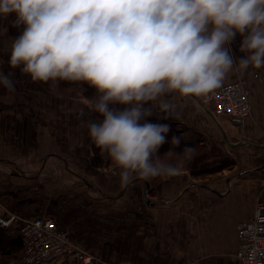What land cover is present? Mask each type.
I'll use <instances>...</instances> for the list:
<instances>
[{
	"label": "crops",
	"instance_id": "1",
	"mask_svg": "<svg viewBox=\"0 0 264 264\" xmlns=\"http://www.w3.org/2000/svg\"><path fill=\"white\" fill-rule=\"evenodd\" d=\"M5 20L0 18L1 69L17 70L14 76L35 86L23 91L15 86L12 122L5 120L10 108L1 106L0 176H15L13 209L4 203L9 189L2 191L0 186V201L2 197L7 211L18 217L53 218L96 256L91 264H239L234 255L236 226L252 216L257 197L264 201L262 67L240 72L234 66L224 80H248L251 117L242 128L202 104L200 97L170 94L145 104L153 105V114L145 121L204 135L200 142L212 162L195 154L194 166L211 169L222 160L227 167L205 173L200 181L194 176L201 174L184 168L180 175L147 181V190L139 179L122 188L121 169L107 161L89 136L88 122L97 121L86 109L88 99L63 94L53 81L31 82L19 68H10L12 41ZM236 45L237 41L231 43L230 54L239 60L246 54ZM256 71L260 75L254 77ZM21 93L32 101L24 102V110L16 97ZM1 94V101L10 99ZM161 104H168L170 111L162 112ZM109 107L122 110L125 105ZM22 176L29 177V185L22 184ZM49 264L79 263L58 259Z\"/></svg>",
	"mask_w": 264,
	"mask_h": 264
},
{
	"label": "clouds",
	"instance_id": "2",
	"mask_svg": "<svg viewBox=\"0 0 264 264\" xmlns=\"http://www.w3.org/2000/svg\"><path fill=\"white\" fill-rule=\"evenodd\" d=\"M10 14L14 27L23 26L11 45V69L31 82L96 89L90 106L102 120L88 122L89 136L121 169L122 188L182 174L160 161L170 125L145 121L153 114L146 103L170 94L206 97L234 66L264 67V0H0V18ZM238 33L246 55L236 60L229 46ZM0 85L15 90L11 73L0 69ZM117 104L125 107H109ZM170 143L178 147L181 137ZM183 153L191 158L193 149Z\"/></svg>",
	"mask_w": 264,
	"mask_h": 264
},
{
	"label": "built area",
	"instance_id": "3",
	"mask_svg": "<svg viewBox=\"0 0 264 264\" xmlns=\"http://www.w3.org/2000/svg\"><path fill=\"white\" fill-rule=\"evenodd\" d=\"M257 77V74L254 75ZM248 80L235 77L206 97H200L205 106L242 128L251 117L248 98ZM264 186V180L262 181ZM0 215V226L17 224L21 239L19 259L24 264H49L58 259L79 264H91L96 256L77 244L67 230L48 216L18 217L5 211ZM237 248L235 258L239 264H264V201L256 198L252 216L236 226Z\"/></svg>",
	"mask_w": 264,
	"mask_h": 264
},
{
	"label": "rangeland",
	"instance_id": "4",
	"mask_svg": "<svg viewBox=\"0 0 264 264\" xmlns=\"http://www.w3.org/2000/svg\"><path fill=\"white\" fill-rule=\"evenodd\" d=\"M15 19V15L14 14H10L8 16V18L4 21V23L7 25V28L10 29V33H11V41L13 42L14 38L16 36H18L20 34V31H22L23 26H21L19 29L17 30L16 27L13 26V21ZM8 38V39H10ZM7 39V40H8ZM243 39V36H241L239 33L235 36L233 43H236L237 41V47H239L240 45L238 43H241ZM0 43H1V38H0ZM0 69H1V52H0ZM262 69L264 70V67H262ZM3 72L5 74L11 73V79H14L15 82V86L17 88V90L21 89V91L25 90L26 88L29 87H35L34 84H24L23 82L26 81L22 78L18 76H14V74H17V70H3ZM20 73V72H19ZM255 73V72H254ZM256 74L259 76L260 75V71H256ZM29 81V80H28ZM55 84L59 85V88L62 89V93L63 94H68L69 96H74V97H78V96H85L88 99V105L86 107V109H88L90 112L89 114H91L92 111V115L90 116H94L93 118L99 122L100 120H102V116L93 111L91 106H90V101L94 100V96L96 95V89L94 87L89 86L87 83H75V82H66V81H60V82H54ZM4 92V94L9 97L10 99H7L8 101H1V92ZM13 91H9L8 89H6L3 85H0V111H1V106L3 108H5L7 106V108H10V112L11 113H5L6 117L5 120L7 121L8 119H10V121L12 122V120L14 119V115H13V98L14 95H12ZM20 92V91H17ZM25 92V91H24ZM27 93H21V95H17L16 97H18V101H22V105L23 108H21L20 110H24L26 106H24V104L27 103V105H29L30 103H32V101H28L29 96ZM27 97V98H26ZM26 98V99H25ZM11 100V101H9ZM2 102V103H1ZM26 102V103H24ZM2 104V105H1ZM20 107V106H19ZM18 107V108H19ZM7 115H10V118L7 117ZM147 122H151V123H155L153 121H151L150 119L146 120ZM171 138L173 135H178L181 137V143L178 147H173L170 143L171 138L167 139V142H165V144L162 146V150L163 151H159L157 155H159V159L162 163H166V164H172L176 167L181 168L182 170L187 169L189 170L191 173L195 174V175H199V176H194L195 178H197V181H200L201 179L206 178V174L204 173L205 171L211 170L210 167H208L207 169L200 166H194V162L191 160V158L193 156H195V154H198L204 161L207 162H212L211 157L209 156L208 153H205V144H201V140L204 138V135L201 134H196V133H191L189 131L186 130H179L175 127H173V130L171 132ZM1 136V133H0ZM185 146H190L193 149V153L191 155V158H186L185 154L183 153V149ZM204 150V151H203ZM199 158L196 159L197 162H199L200 160ZM221 162H223L221 160ZM196 165V164H195ZM212 166V165H211ZM0 171H1V165H0ZM219 171H222L219 170ZM202 172V173H201ZM215 173H219L218 171ZM214 173V174H215ZM210 174V173H207ZM40 177V176H39ZM210 177V176H208ZM155 179L158 180V177H156ZM14 180H15V176H0V186L2 188V191H4L5 189H9V195L7 197V203L4 202V200L1 197V201H0V215L6 214L5 211L7 210L6 205L11 206V208H14V203H13V191H14ZM22 184L24 185H29L30 183V179L29 177L24 178V176H22ZM35 180V178H34ZM196 182V181H195ZM263 186V185H262ZM7 187V188H5ZM23 192L24 189L22 188ZM43 198V197H41ZM4 202V203H2ZM43 199L39 201V205H41L43 203ZM11 234H16V231L14 228H11L9 231ZM2 237L4 238V236L2 235ZM1 238V235H0ZM20 249L15 247V249L12 250L11 253H9V256H6L5 254H3V251H1L0 249V264L3 261H6V264H24L22 262H20L19 259V255H20ZM3 250V249H2Z\"/></svg>",
	"mask_w": 264,
	"mask_h": 264
},
{
	"label": "trees",
	"instance_id": "5",
	"mask_svg": "<svg viewBox=\"0 0 264 264\" xmlns=\"http://www.w3.org/2000/svg\"><path fill=\"white\" fill-rule=\"evenodd\" d=\"M17 30H20V29L17 28ZM170 126L171 127H170L169 132H171L173 130L172 124ZM170 135H171V133L167 134L166 141H167V139L171 138ZM162 146L159 148V151H163L161 149ZM110 160H111L110 158H107V161H110ZM227 165H228V162L227 163L217 162V164H214L211 167V170L205 171L204 173L219 171V170L223 169L224 167H227ZM154 179L155 178L151 179V183L154 182ZM11 228H14L16 231L17 230V224L13 223L12 225L7 226V227H1L0 226V235H1L0 249H1V251H3V254H5L6 256H9L8 254L11 253L12 250L15 249V247H17V249L21 248V239H20L19 235L17 234V231H16V234H11L9 232ZM2 235L4 236V238L2 237ZM1 264H6V261L1 262Z\"/></svg>",
	"mask_w": 264,
	"mask_h": 264
},
{
	"label": "water",
	"instance_id": "6",
	"mask_svg": "<svg viewBox=\"0 0 264 264\" xmlns=\"http://www.w3.org/2000/svg\"><path fill=\"white\" fill-rule=\"evenodd\" d=\"M145 184H146V190L149 189V183L147 181H145ZM145 193L143 194V199H145L147 201V199L145 198Z\"/></svg>",
	"mask_w": 264,
	"mask_h": 264
}]
</instances>
